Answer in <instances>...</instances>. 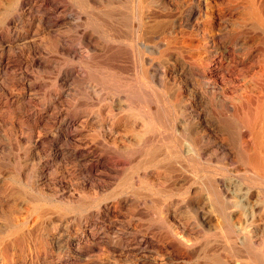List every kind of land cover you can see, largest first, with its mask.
<instances>
[{
	"label": "bare ground",
	"instance_id": "1",
	"mask_svg": "<svg viewBox=\"0 0 264 264\" xmlns=\"http://www.w3.org/2000/svg\"><path fill=\"white\" fill-rule=\"evenodd\" d=\"M7 1L12 7L11 14L23 26L29 25L26 23L27 20L24 19V16L41 12L40 26L45 25L48 29H35V31L41 30L51 35L56 34L57 45H54L55 43L53 45L58 52H61L65 56V59L74 60L77 58L94 69L99 66L106 70L108 74L107 79H109L112 85H121L118 88L123 93L124 100L123 102H118V112H115L113 108L105 112L102 107L97 108L94 104L91 110L88 108L85 110L77 109L74 113H71L56 106L57 104H54V102L49 103L47 105L48 109L54 113L53 115L51 112V117L49 116V118H53V120L51 123L41 125L45 137L37 141L39 146L61 150L60 154L63 155V157L61 156L62 158L77 160L82 165L80 169L82 174L87 176V181L93 183L95 178H97L96 174L99 172L102 173L103 170L100 166L95 168L94 166H86L84 163L90 159L92 155L91 150H88L87 154H83L80 152L81 149L78 150L75 146H72L68 148L70 155H67V153L62 152L64 148H61V146L66 144L74 145L76 142L81 143L83 140L82 135L85 134L83 133L84 128L89 124L98 125L99 133H94L91 140L93 139L102 143L109 152L118 155L114 162L109 163L108 173H117L120 169L127 171L123 173V176L126 178V180H124L125 178L123 180L132 183L133 180L139 178L140 170H142L144 171L143 176L145 182L154 186L160 194L165 195L164 199H162L164 201L161 207L165 215L162 230L159 228V230H154L150 238L145 239L143 235L142 237L138 235L143 227V225L141 226L139 224V228L137 227L135 229V235L130 236V239L124 238V240L119 238L115 240V243L121 249L136 248L143 251L150 250L151 248L155 249L156 246L152 242L156 241L159 244L161 241L159 247L160 253L163 252L170 259V263H173L176 260L181 261L190 258L189 249L198 241L197 238L192 236L195 227L193 223H197L201 225L203 230L219 228L221 237L225 238L226 242L231 243L226 264H240L239 262H243L241 259L244 256L252 264H264V0H129L131 2L129 6L131 7L128 8L130 10H128L129 15L126 18L129 22L130 29H104L102 31L99 29H87L85 19L82 15H79L77 17V29H67L68 32L64 29L56 28L64 23L62 22L65 20L64 12L70 9L68 4L63 3L64 5H62L60 0ZM94 1L80 0L84 6ZM189 5L192 6L193 10H190L187 14H183L182 7H189ZM58 11L60 13H56ZM235 22H238L241 27L246 29H228L229 25L231 23L235 24ZM202 25L204 29H201ZM10 31L7 27L0 29V40L4 44L5 41L3 38ZM14 32L16 33V31ZM157 44L159 45V49L155 50H159V56L156 57L154 54L153 56H151L152 54L149 55L147 53L149 48ZM5 48L6 45L4 46ZM53 57H45L43 62L40 61V65L50 68L55 72L58 71L57 83L52 87L48 86V88L50 87L49 92L55 96L57 101L67 91L63 87L68 86L69 89H72V84H85L87 94L95 92V89L93 90L91 88L93 83L91 85L87 84L89 83V79L86 80L87 74L84 75L85 73L81 66L75 64L63 65L61 63L63 58L60 61L57 57ZM158 58L159 60H157ZM9 61L8 56L5 59V56L2 55L0 58L2 68L9 69L11 64H13ZM33 61L34 59L30 62L28 61L29 63L23 62V65L25 67L32 66ZM92 68L89 71L87 69L86 73H88V78L94 73ZM115 74L119 78L117 81L126 78L127 83L117 84L114 78ZM94 76L96 79L99 78L96 75ZM102 79L104 81V77ZM148 83L154 90L148 88ZM33 84L35 88L40 89L47 86L45 85L44 87V85L36 81ZM81 114H84L83 117H81ZM43 118V115H40L38 120L35 119L34 126L36 127L37 121L42 122L44 120ZM122 127L127 131L137 130L142 132V138L144 134H146V138H141L137 140V143L132 144H130L132 142L130 141L128 144L122 140L124 136L119 132V129ZM8 131L9 129H7ZM99 135L105 139L111 137L112 143L110 144L105 139L101 140ZM10 136L13 138L12 135ZM17 141L15 140V142ZM122 143L127 144L128 149H124L121 145ZM103 152L106 151L103 150ZM22 155L24 154L22 153ZM122 156L125 158H122ZM55 165H53V169L56 168ZM103 176L101 175V177ZM59 177L62 176L60 175ZM80 179L78 177V180ZM138 182L137 179L136 183ZM16 187L19 188V186ZM137 187L139 188L138 185ZM9 192H12V189L8 186L1 190L3 195ZM72 192L74 193V191ZM73 196L71 195L69 198L64 197L63 199L65 202L74 203L75 205L81 201L86 203V201H83L86 199L84 197L85 195L77 198ZM149 196H151V193ZM88 199L87 197L86 200ZM99 200H101V197ZM33 201L35 203V199ZM149 201L148 199L143 200V197L142 199L138 196L135 197L133 194L125 195L118 199V205L115 207L119 211L125 208L131 214L136 210H140L141 216L145 215V218L147 216L152 221L154 219L155 222L158 203L156 204L152 201L154 204L150 203L149 206ZM21 202L20 204H22ZM48 204L46 205L48 206ZM53 204L55 205V201ZM143 204H146L148 207L144 208V205L143 208H140ZM67 209L69 210V208ZM5 210L9 209L5 208ZM64 210L66 211L65 208ZM40 216L42 217V215ZM191 220L193 223H191ZM131 223L133 222L131 221ZM180 234L192 240V244L186 243L180 238ZM0 235L3 236L4 232ZM84 238L86 237L84 236ZM242 238H245L247 241L245 245ZM9 240V244H11L12 241L11 239ZM94 240L96 241V239ZM26 241L28 242V240ZM230 245H228V248ZM208 251H210L209 247ZM209 253L212 252L210 251ZM28 254L22 260L24 264H30V255L28 256ZM154 254L156 255V253Z\"/></svg>",
	"mask_w": 264,
	"mask_h": 264
},
{
	"label": "rangeland",
	"instance_id": "2",
	"mask_svg": "<svg viewBox=\"0 0 264 264\" xmlns=\"http://www.w3.org/2000/svg\"><path fill=\"white\" fill-rule=\"evenodd\" d=\"M60 1H61L62 5L68 4L70 6V9H68L64 12L65 20L62 21L64 23L62 25H60L59 27H56L57 29H64L65 31H67V29H77V24H78L77 23L78 22L77 17L79 15H82L83 18L85 19V21H86L85 24L87 25V29H99L100 31H102L104 29H130L129 28L130 27L129 22H128L126 17L129 15L128 10H130V9H128V8L131 7V6H129V5H131V2H130L131 0L130 1L129 0H126V1L125 0H99V1L95 0L94 1L95 3L90 2V4L86 5V6L82 5L80 0H60ZM118 1H120V2H118ZM95 4H96V7H95ZM181 10H182L183 14H187L190 12V10L192 11L193 9H192V6L189 5V7H187V6L182 7ZM11 12H12V7L8 4V1L7 0H0V29H4L7 27V29L11 30L3 38L5 41V44L0 40V51H1L0 52V58L2 55H4L5 59H7V56H8V60H10L9 62L13 63V64H11V67L9 69H4V68H2V65L0 62V68H1L0 69V78H1L0 79V108H1L0 109V118H1L0 119V126L2 127V128L0 127V130H1L0 131L1 132L0 133V152H1L0 153V163H1L0 164V189L3 190L7 186L11 187V189H12V192H9L8 194H4V195H3V193H1V190H0V204H1L0 205V234H3V232H4L3 236L0 235V264H24V262H22V260L24 259V256H27L28 253H29L28 256L30 255L29 256L30 257V264H178V263H180V264H182V263H184V264H186V263L187 264H190V263L191 264H221V262H222V264H226V259H227L229 252H230V248H231L230 244L231 243L228 241L226 242L225 238L221 237V233H220L219 228H217V229L212 228V229L203 230L201 228V225H199L197 223H193V221H192L193 219L191 220V223L195 224L194 225L195 227H194V233H192L193 234L192 236L197 238L198 241L196 240L197 241L196 244L189 249L190 250V258H186V259L181 260V261L176 260V261H173V263H170V259L163 252L160 253V251H159L161 241L159 244L156 241L152 242V244H154L156 246V248H155L156 250L154 248H151L150 250H143V251L142 250L140 251V249H136V248L121 249V247L117 243H115V240H117L119 238H122V239L129 238L130 239L133 235H135V231H136L135 229L137 227L139 228V224L141 226L143 225V227H142V230L139 232L138 235L140 237H142V235H143V238H145V239L146 238L149 239L154 230H159V229L162 230L161 228H163L162 223H163V219L165 218V215L163 214V209L161 207H162V202L164 201L162 199H164L165 195L160 194L158 191H156V188L154 186H152L151 184L149 185L145 182L144 176H143L144 171H142V170H140L139 178H136L135 180H133L132 183H130V181L129 182L124 181V180H126V178L123 176V173H125L127 171H123L120 169V171H118L117 173L116 172L108 173L109 166H110L111 162H114L117 159L116 157L118 155L115 154L116 155L115 156L114 154L109 152V150H107V148H105V146H103L102 143H99L93 139L91 140V137L93 136L94 133L95 134L99 133L98 125L89 124L86 128H84L83 133H85V134L82 135L83 140L81 141V143L76 142L75 143L76 145L75 144L74 145L73 144H70V145L66 144L64 146H61V148L62 147L64 148V149H62L63 150L62 152L65 154L67 153V155H70L68 148H70L72 146H75L78 150L81 149L80 152L83 154H87L88 150H91L92 155L90 156V159L85 161L84 163L86 164V166H94L95 168L97 166H100V167H102L101 169L103 170L102 173L99 172L98 174H96L97 178H95V180L97 179V181L94 180L93 183L87 181V176L85 174H82V172L80 170L82 168L81 167L82 165H80L77 160H74L71 158H62L63 155L60 154L61 150H58L57 148H54V149L51 148L50 149L48 147L45 148L44 146H39L37 141L38 140L40 141L41 138L43 139L45 137L41 125L48 124L49 122L51 123V121L53 120V118L52 119L49 118V116L51 117L50 113L51 112L53 113L52 110L48 109L47 105L49 103L54 102V104H57L56 106L60 107L64 111H68L71 113H74L77 109H80V110L84 109L85 110L86 108H88L89 110H91V107L94 104H95L94 106L95 107L97 106V108L102 107L105 112H107L110 108H113V110L115 112H118L119 111V109H118L119 103L118 102L119 101L123 102V100H124L123 93L119 90L121 85H119V86H117L116 84L112 85L110 83L109 79H107L108 74L106 73V70L99 67V66H98L99 68L95 67V69H94V68L90 67V65H88L87 63L80 61L77 58L74 59L75 61L71 60V59H65V56L62 55L61 52H58L54 47V45H57L56 34L51 35L49 33H46L45 31H41V30L35 31V29H48L45 25L40 26V16L42 15L41 12L38 14H34V15L24 16V19L27 20L26 23L29 24L28 26L27 25H24V26L21 25L19 20L16 17H14L13 14H11ZM56 13H60V11H58ZM61 15H63V13H61ZM9 16H10V18H9ZM231 24L229 25L228 29H233V28L246 29L244 27H241L238 22H235V24L233 23L232 25ZM201 29H204L203 25H202ZM14 31H16V33ZM76 40H77V38H76ZM53 43H55V44L53 45ZM32 44H33V46H32ZM5 45H6V48L4 49ZM40 47H41V49H40ZM155 49L156 50L159 49L158 44L153 46V47L151 46L147 53L149 55L152 54L151 56H153V54H154V56L158 57L159 56V50L156 51ZM26 50H27V52H26ZM19 54H20V56H19ZM54 54H55V56H54ZM21 55H23V56H21ZM58 56H59V58H58ZM45 57H53V58L57 57V59H59L60 61L63 60L61 62V63H63V65L64 64H69V65L75 64L77 66L78 65L81 66L84 70V73H85L84 75L87 74L86 80L89 79L88 80L89 83H87V82L86 83L90 84V85L93 83L94 85L92 84L91 88H93V90L95 89L94 90L95 92H92V94L91 93L87 94L86 90H85V88H86L85 84H82V85H73L72 84V89H69L68 86L63 87L64 90H67V91L64 92V96L62 98H60L58 100L60 102H58L57 99L55 98V96L49 92L50 87L54 86L55 83H57V81H58V78H57L58 71L55 72V71L51 70L50 68H46V67L40 65V61L43 62V59ZM61 58H63V59L61 60ZM33 59H34V61L32 62V66L25 67V65H23V62L27 63L28 61L30 62ZM157 60H159V58ZM78 61L80 62V64ZM23 68H25V69H23ZM30 68H33V69L30 70ZM91 68L93 69L92 71L94 72V73H92L93 75H91V77L93 79L91 77L88 78V73H86L87 69L89 71ZM8 72H10V73H8ZM27 72H28V74H27ZM94 75L99 77V78H97L98 80L95 78ZM102 75L104 77V81L102 79L103 78ZM14 77H16V78H14ZM49 77H52V78H49ZM114 78H115L117 84H124V83L126 84L127 83L126 78H122L120 81H117V80H119L117 74L114 75ZM44 79H45V81H44ZM99 80H101V81H99ZM35 81L37 83L40 82L42 85H44V87H45V85H47V86L45 88H42V89L35 88L34 84H33V83H35ZM49 82H51L52 84ZM100 82H102V83H100ZM48 86H50V87L48 88ZM83 87H84V89H83ZM148 88L153 89L149 83H148ZM21 89H23V90H21ZM79 93H81V94H79ZM78 97H79V99H78ZM81 98H84V99H81ZM61 101H62V103H61ZM21 102H23V103H21ZM35 102H37V103H35ZM24 103H25V105H23ZM80 103L82 106L80 105ZM83 103L86 105H84ZM91 103H93V104H91ZM15 107H16V109H15ZM40 115H43L44 120H42V122L37 121L36 127H35L34 126L35 125L34 124L35 119L38 120V117H40ZM53 115H54V113H53ZM81 115H82L81 117H83L84 114H81ZM4 121H5V125H4ZM6 124H7V127H6ZM24 126H25V128H23ZM7 129H9L8 132H7ZM12 129H14L16 132ZM18 131H20V132H18ZM37 132H38V135H37ZM119 132L124 136V137L121 136L122 140L126 141L128 144L130 141H132L130 144L137 143V140L142 138V132H139L137 130H130V131L128 130L127 131V130H125L124 127H122L119 129ZM10 135H12L13 138H11ZM25 136H27V137H25ZM144 136H143V138H146V134H144ZM88 138H90V139H88ZM100 138H101V140L105 139L102 136H100ZM6 140L9 142V144ZM15 140L16 141L18 140V141L15 142ZM105 141H108L110 144L112 143L111 137H107L105 139ZM83 142H85V143H83ZM17 144H18V146H17ZM121 145H122V147H124V149H128L127 144L122 143ZM15 148H16V150H15ZM1 149L3 152L1 151ZM3 149H5V150H3ZM103 150L106 152H103ZM22 153L24 155H22ZM5 155L8 157L6 158ZM18 156H20V157H18ZM107 158H108V161H107ZM122 158H125V157L122 156ZM62 159H64L65 162H64V160L62 162ZM54 161H56V162H54ZM76 164H77V166H76ZM53 165H55L56 170L53 169L54 168ZM47 169H48V171H46ZM39 171H40V174H39ZM13 174H14V176L16 174V176L14 177ZM67 174H69V175H67ZM60 175L62 177H59ZM101 175L102 176L104 175L103 176L104 178L101 177ZM117 175H118V177H117ZM119 175H121V176H119ZM105 176H106V178H105ZM78 177H79V179L81 177L82 180L81 179L78 180ZM84 177L86 178V181H85ZM10 178H12V179H10ZM98 179H100V180L98 181ZM137 179L139 181L138 183H136ZM59 180H60V182H59ZM104 180H106L107 182ZM39 181H41V182H39ZM56 181H58L59 183ZM54 182H55V184H54ZM110 182H112V183H110ZM25 183H26V185H25ZM44 183H45V185H44ZM107 183H108V186H107ZM14 184H15V186H14ZM136 184L139 186V188L137 187ZM70 185H71V187H70ZM16 186H19V188ZM64 186H65V188H64ZM129 186H133V187H129ZM144 186H146V187H144ZM20 188H22V189H20ZM82 188H84L85 190ZM19 191H20V193H19ZM34 191H35V193H34ZM63 191H64V193H63ZM72 191H74V193ZM125 191H127V192H125ZM130 191H131V193H130ZM97 192L99 193L100 196L98 195ZM40 193H41V196H40ZM128 193H130V194H128ZM148 193H149V195L151 193L152 197L149 196ZM131 194H133L135 197L138 196L141 199L143 197V200L144 199H148V201L150 200L151 202L149 201V206H150V203H152V204L158 203L157 205L159 207L158 206L156 207V208H158V209H156L158 212L156 213L155 222H154V219L152 221V219L150 220L147 216L145 218V215L141 216L142 214H141L140 210L139 211L136 210L132 214L129 213L125 208L122 209L121 211L116 210L115 206L118 205V199L121 196L131 195ZM16 195H17V197H16ZM61 195L62 196L64 195L63 198L64 197L69 198V197H71V195L72 196L75 195L73 197H76V198L79 196L85 195L84 197L86 199L88 197L89 199L83 200V201H86V203H83L81 201L80 202L81 204L79 203V204L75 205L74 203L71 204V203L65 202L64 199L61 198L62 197ZM96 196H98V197H96ZM50 197H54V198H50ZM100 197H101V200H99ZM149 197H151V198H149ZM27 198H28V202H27ZM32 198L35 199V203H34ZM112 199H113V201H112ZM46 200H47V202H46ZM31 201H33V202H31ZM54 201H55V205L53 204ZM20 202L22 204H20ZM44 202H46V203H44ZM29 203H31V204H29ZM48 203H51V204H48ZM46 204H48V206ZM63 204H64V206H63ZM106 204L108 205V207ZM87 206H90V207H87ZM143 206H144V208L148 207L146 204H143V205H141L140 208H143ZM63 207L66 209V211L64 210ZM5 208L9 209V210H5ZM43 208H44V211H43ZM67 208H69V210ZM76 209H78V210H76ZM87 209L89 210V213H88ZM46 210H48L49 212ZM53 210H56V211H53ZM60 210H62V211L60 212ZM70 210H71V212H70ZM102 212H104V213H102ZM136 212H138L139 214L137 213L138 214L137 215ZM110 213H111V217H110ZM50 214H52V215H50ZM65 214H67V215H65ZM116 214H118V215H116ZM127 214H129V215H127ZM188 214H190V213H188ZM40 215H42V217ZM7 216H9V217H7ZM38 216H40V217H38ZM114 216L115 217L117 216V217L115 218ZM135 217L136 218L138 217L139 219L137 218L138 219L137 220ZM50 218H51V220H50ZM160 219L162 220V222ZM6 221H7V223H6ZM131 221L133 223H131ZM89 222H91V223H89ZM164 222H165V220H164ZM49 223H50V225H49ZM146 225L149 227H147ZM60 227H62V228H60ZM133 227H134V229H133ZM130 228H132L134 231L132 229L130 230ZM17 231H18V233H17ZM63 231H64V233H63ZM113 231H115V232H113ZM19 232L23 235H21ZM26 233H28V234H26ZM29 233H31L32 235ZM8 235H10V236H8ZM11 235H13V236H11ZM16 235H17V237H16ZM24 235H25V237L23 238ZM84 236L86 238H84ZM179 236H181L180 238H182L186 243L192 244V240L187 239L188 237H185L182 234H180ZM242 237H244V236H242ZM7 238L11 239V241L13 243L11 242V244H9L10 240ZM215 238H216V240H215ZM94 239H96V241ZM218 239H219V241H218ZM3 240L4 241L6 240V241L4 242ZM26 240H28V242ZM220 241L221 242L223 241L222 242L223 244ZM242 241H243L244 245L247 243L245 238H242ZM19 242H20V244H19ZM56 244L59 246H57ZM60 245H61V247H60ZM215 245H216V247H215ZM228 245H230L229 248H228ZM222 246H223V248H222ZM198 247H201V248H198ZM208 247L212 253H209L210 251H208ZM117 249H119L120 251ZM214 249H216V250H214ZM226 249H229V250H226ZM127 250H128V252H127ZM154 253H156V255ZM82 254H84V255H82ZM167 259H168V261H167ZM241 261H243V262H239L240 264H246V263L252 264L250 262V260L248 258H246L245 256L241 259Z\"/></svg>",
	"mask_w": 264,
	"mask_h": 264
}]
</instances>
